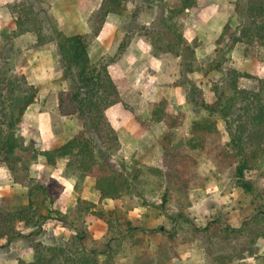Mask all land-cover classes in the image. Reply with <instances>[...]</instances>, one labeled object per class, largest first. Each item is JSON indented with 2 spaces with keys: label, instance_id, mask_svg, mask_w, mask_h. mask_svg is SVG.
Here are the masks:
<instances>
[{
  "label": "trees",
  "instance_id": "1",
  "mask_svg": "<svg viewBox=\"0 0 264 264\" xmlns=\"http://www.w3.org/2000/svg\"><path fill=\"white\" fill-rule=\"evenodd\" d=\"M124 1L102 0L99 9L101 21L104 22L109 13L124 14ZM157 1L162 15L172 9L171 15L162 17L168 29L174 16L197 2L181 0L180 4L171 8L166 0ZM237 1L236 12L241 24L238 30L231 33V47L237 43L264 45V0ZM13 13L19 14L15 8ZM17 22L20 28L25 21L18 15ZM224 29L227 32L230 25L226 24ZM38 34L40 39L36 44L40 46L47 39H42L40 30ZM55 39L61 78L70 82L69 88L58 94V110L63 116L77 118L81 128L64 144L50 150L26 146L22 140L19 126L26 110L35 102L39 89L29 82L21 68L27 65V60L19 58L15 61L13 52L16 50L11 37L0 43V163L8 166L17 182L28 187L25 204L11 208L0 201V248L24 238L34 249V259L30 262L19 259V264H114L121 234L120 231H113L114 222L119 221L127 233L134 230L136 226H131L132 221H121L122 218L136 207L146 205L145 197L148 194L157 193L161 198L157 207L166 216V221L157 229H151L152 232L160 230L172 243L177 242L178 236L189 234L193 240L201 239L206 251H212L214 247L219 251L223 247V239L216 246L217 241L213 236L226 238L231 232L228 226L222 224L221 218L217 216L206 226L200 227L189 217V191L203 185L206 180L198 173L202 159L210 160L219 172L230 170L235 185L251 196L250 204L254 209L244 220L245 225L250 223V219L264 217V204L258 203L256 185L246 175L264 158L263 80L259 89L241 88L239 79L248 74L235 67L224 68V53L217 47L211 63L215 70L222 73L223 83L214 89V102L206 101L201 93L200 99H192L194 106L208 114L192 123L188 145L193 151L183 143L174 142L171 130L177 126V121L166 119L168 131L160 140L163 167L128 170V163L118 165L113 159L121 144L107 117V110L120 101V94L108 65L94 63L91 59L93 34L68 35L56 27ZM221 42L222 39L218 44ZM22 54L19 50L18 56ZM16 67L19 69L16 70ZM218 118L226 123L229 141L223 139ZM21 151H31L29 162H25V158L19 154ZM40 155H44L50 165H55L58 158H66L65 172L76 177L78 189L83 186L87 176H93L101 200L119 199L122 204L105 210L94 201L78 196L75 206L66 213L55 209L53 206L60 190L58 181L53 178L42 181L31 176V165ZM91 214L107 223L109 228L106 235L97 237L88 229L86 218ZM52 218H58L64 225L74 228L75 234L60 244H48L39 239L43 224ZM23 230L29 231L24 233ZM109 231L112 232L108 234ZM217 256L218 264H230L232 261V254Z\"/></svg>",
  "mask_w": 264,
  "mask_h": 264
},
{
  "label": "rangeland",
  "instance_id": "2",
  "mask_svg": "<svg viewBox=\"0 0 264 264\" xmlns=\"http://www.w3.org/2000/svg\"><path fill=\"white\" fill-rule=\"evenodd\" d=\"M87 1L88 4L86 5ZM100 1L101 0H0V12L4 13L10 11L13 13L14 8L19 12V14L13 13V18L9 20L8 25H0V43L6 42L7 39L9 40V37H11V42L15 45L14 49L16 50V52H13L15 61L19 58H25L27 60V65L21 68L27 75L29 82L38 87L39 92L37 98L49 102L50 105L51 102H58L59 92L67 90L70 86L68 80H62L61 78L62 73L58 62L59 57L57 53V40L55 39V28L57 27L64 33L72 35L67 32L76 30L72 29V22H70L69 17L71 18L74 12L81 10V7L86 6V11L91 14L90 33H92L93 37L97 40L94 48L91 50V59L97 64H107L109 72L110 65L117 62L119 56L126 50L130 40H132L136 34L147 35L149 43L152 46L151 50L158 53V55L162 54V59L167 52L181 54L183 56L181 62L184 69H181V74L179 73L178 75L179 79L177 83L183 85L186 97L185 102L173 105L166 98L163 100L161 99L155 102L153 106V110L158 109L157 112L154 111L152 116L147 113V117L145 116L146 118L144 114H142L140 119L142 120L144 117L142 126L145 127L146 130L155 133L154 136L157 139L155 145L168 131V128L164 130L162 125L157 123L156 119L161 117L166 127V119L169 121L171 120V122L177 121V126L173 127L171 130L174 135V142L178 144L183 143L189 148L188 150L193 151L188 145L192 123L201 120L208 114L206 111L200 110L199 107L194 106L192 102L193 98L200 99L202 95L204 98L205 96L202 89L198 87L194 80L188 77L187 72L192 70V66L194 65H203L206 63V60L205 62H200L194 58L192 42H189L186 38V34L190 33L186 30L191 25V22H189V13L183 11L174 16L171 22L172 26L168 29L163 24L162 17L171 15L173 13L171 12L172 9L167 10L165 14L162 15L161 7L159 6L160 3L157 0H126L124 1L126 10L124 14L119 15V24L117 28L118 37L115 39V44L111 45V47L106 50L102 47V38L99 37L102 21L99 10L100 7L98 10L96 8ZM166 1L172 6L171 8L174 7L173 5L181 3V0ZM237 3L238 1L236 0V4ZM150 6H152L153 9H150ZM93 9L96 10L94 11ZM135 14L136 16H134ZM18 15H21V19L25 21L20 28L17 24ZM237 18L238 20L229 21L227 23L230 25V29L227 32L223 29L222 32L216 36L217 47L222 49L224 53L222 56L224 58L223 67H235L248 74V76L240 77L239 86L241 88L259 89L261 80H263L264 85V45L239 44L234 50L233 55L231 54L228 56L227 54V52H230L235 46L231 47L232 41L230 37L232 36L231 33L238 30L241 24L239 15ZM2 19L3 18H1L0 21ZM4 19H6V17ZM39 30L42 39H47L42 46L36 44L37 40L40 39V34H38ZM220 39H222V42L218 44ZM97 43H100L101 48H99L100 45ZM19 50L23 52L22 56H18ZM210 59L207 60L206 64L207 67L213 68V64L211 63L212 60ZM149 61L150 62L147 63L149 66H147V69L144 71L148 77H150L151 83H153V81H156L158 75L157 72L153 70L151 60ZM166 63L169 62L166 61ZM143 67H145V65ZM249 68L254 70V73L257 72L259 74L248 72ZM15 69L18 70L19 67ZM216 71L217 73L214 76H204L207 89L210 88L214 90L218 84L223 83L222 73L218 70ZM167 77L168 75L166 73H161L159 75L162 82L166 80ZM194 87H197V89ZM200 93L202 95H199ZM121 101L123 100L120 96L119 102ZM166 109L169 111L165 112ZM22 122L19 127L24 144L26 146L31 145L36 147L34 144V134L30 132L32 129L31 127L36 125ZM110 123L119 137V129L116 130L111 121ZM218 127L223 134L224 141H229V131L223 119L218 118ZM120 130L122 129L120 128ZM125 134L126 131H124V135ZM121 146L122 145H120L117 156H113V159L117 161L118 165H120V163H128L130 165L128 166V170L138 167L145 168L148 166L160 167L156 165L159 163L161 167H163V151L158 153L154 151L155 147H153L152 154H134L133 157H126L124 151L121 150ZM159 146L162 150L160 141ZM19 154L25 158V162H29L32 156L31 151H21ZM38 161L39 160L35 162L38 163ZM7 169L5 163H0V201L3 205L13 208L21 205L16 201L17 196H20L21 187L20 185L17 187L15 185H10L17 181L15 178H12L11 172ZM198 173L206 178V180L203 185L193 187L189 191L191 196V205L188 210L189 217L193 218L196 225L200 227L206 226L209 221H212L217 216L221 218L222 224L228 226L231 231L226 238L217 235L213 236L214 240L217 241L216 246H219L218 241L223 239V247L220 248L221 251H217L215 247V251H206V248L202 245L201 239L193 240L192 235L189 234H187V236L182 234L183 237L178 236L177 242L172 243L166 235L160 232V230L152 232L153 230L151 229H157V227L166 221V216L161 214L157 207L161 202V198L160 195L156 193L148 194L145 197L147 201L146 205L136 207L133 211L129 212L124 219L122 218L121 221L130 219L132 221L131 226H136L134 230H128L127 233L124 230V226L119 224V221L114 222L113 231H115V233H117V231L121 232L114 264H218V254L221 256L232 254V261L230 264H264V217L258 216L250 219L249 224H244L247 215L251 214L254 209L250 204L251 196L244 193L243 190L235 185V180L230 170L219 172L210 160L202 159L200 161ZM246 175L247 179L253 181L256 185L255 193L259 195L258 203L264 204V158L259 161L258 166L247 171ZM37 177H39V175ZM45 178L46 177L43 176L40 179L45 180ZM46 179H48V176ZM114 200L119 201V206L122 204L119 199L106 198L104 203L100 202L98 204V207H103L105 210L113 209L117 206ZM88 217L86 218L87 226ZM167 226L170 227V224L168 223ZM110 232L112 231H109L108 234H110ZM125 234H127V236H125ZM43 241L48 244H60L67 240L45 237ZM234 247L236 249L233 251Z\"/></svg>",
  "mask_w": 264,
  "mask_h": 264
},
{
  "label": "crops",
  "instance_id": "3",
  "mask_svg": "<svg viewBox=\"0 0 264 264\" xmlns=\"http://www.w3.org/2000/svg\"><path fill=\"white\" fill-rule=\"evenodd\" d=\"M101 2L102 0L97 6V10ZM87 4L88 1L86 2ZM86 9V6L81 7V10L74 12L71 18L69 17L70 22H72V29L76 31L67 33L77 34L91 31V14ZM96 9L93 10L95 11ZM186 11L190 15L189 22H191L190 27L186 30L188 33L190 32L186 34V38L189 42H192L194 58L200 62H205L206 60L207 63V60L210 58V60H213L216 56L217 34L222 32L229 21L238 20L236 0H197L196 5L187 8ZM5 17L6 19H4ZM119 17V14L109 13L105 21L102 22L99 37L102 38L101 44L106 50L115 44V39L118 37ZM1 18L3 19L0 21V25L6 26L9 24V20L13 18V13L10 11L0 12ZM96 42L97 40L94 38L90 48V56ZM97 44L100 45V43ZM239 44L243 45L244 43H237L230 52H227L228 56L234 54V50ZM99 48H101V45ZM151 48L147 35L136 34L130 40L126 50L119 56L117 62L110 65V74L123 101L111 106L107 110V115L116 130L119 129L121 150L124 151L126 157H133L134 154L146 155L153 153V147H155L154 151L161 153L160 139L157 143L158 145H155V141L157 142L154 136L155 133L146 130L142 126L144 117H147V113L152 116L154 111H158V109L153 110V106L155 102L161 99L166 98L173 105L183 103L186 99L183 85L177 83L178 75L181 69H184L181 62L183 56L167 52L162 59V54L158 55ZM149 60H151L153 70L158 75L153 83H151L150 77L144 71L149 66L147 65L150 62ZM165 60L169 63H166ZM206 63L200 66H192V70L188 71L187 75L202 89L206 101L214 102L216 100L215 91L206 88L204 76H214L217 71L214 68L207 67ZM144 65L145 67H143ZM248 72L254 73L255 71L249 68ZM161 73L168 75L163 82L159 78ZM254 74L259 73L256 72ZM168 111L166 109L165 112ZM142 114H144V117L141 120L140 116ZM156 120L158 124L162 125L164 130L167 129L161 117ZM22 121V123L26 122L30 125H36L31 127L30 132L34 134V144L40 150H50L64 144L77 134L81 128L77 118L60 114L57 101L51 102L50 105L49 102L38 98L26 110ZM124 131H126L125 135ZM38 160V163L34 162L31 165V176L37 179L43 176L47 178L48 176V179L53 178L60 184L59 196L53 206L55 209L66 213L69 208L75 206L78 196L94 201L97 204L105 202V199H100V193L96 189L95 177L87 176L83 186L79 189L76 187V177L69 176L65 172L66 158H58L55 165L48 164L44 155H40ZM156 165L161 167L160 163ZM7 170L10 171L9 168ZM38 175L39 177H37ZM11 176L14 179L12 172ZM46 178L45 180H47ZM40 180L45 181L44 179ZM10 185H15L16 187L20 185L21 193L20 196H17L16 201L19 204H25L28 200L26 196L28 187L19 182H13ZM114 202H116L115 205L120 204L117 200H114ZM88 228L98 237L104 236L108 231L105 221L93 214L88 217ZM28 231L23 230L24 233ZM73 234H75L74 228L64 225L58 218H52L43 224V230L38 237L41 240L45 237L68 240ZM19 259L27 262L34 259V249L28 240L19 238L8 246L0 248V264H19Z\"/></svg>",
  "mask_w": 264,
  "mask_h": 264
}]
</instances>
